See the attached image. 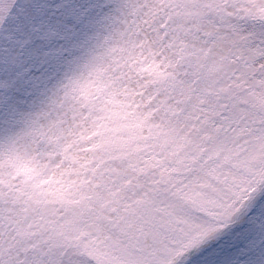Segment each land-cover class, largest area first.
<instances>
[{"label":"rangeland","instance_id":"374dc122","mask_svg":"<svg viewBox=\"0 0 264 264\" xmlns=\"http://www.w3.org/2000/svg\"><path fill=\"white\" fill-rule=\"evenodd\" d=\"M107 5L0 0V264H264V0ZM27 44L49 61L16 109Z\"/></svg>","mask_w":264,"mask_h":264},{"label":"trees","instance_id":"16d2710c","mask_svg":"<svg viewBox=\"0 0 264 264\" xmlns=\"http://www.w3.org/2000/svg\"><path fill=\"white\" fill-rule=\"evenodd\" d=\"M104 6H105L104 11L106 12L109 9V6L107 5V0H77V27H78V24L81 20L94 17L95 14L100 13V11H97L98 8L99 7L103 8ZM104 14L105 13L103 12L101 19H97L95 17V21L97 22L96 24L99 26V27L96 26V28H98L99 31L100 30L103 31V26H106L108 24L107 20H104ZM211 20H212V17H209L207 19V22H209V24H213V25L217 24L216 22H214V21L212 22ZM259 23H261V22H259ZM263 26H264V24L261 23L260 25L255 26L254 29L248 28V30H249L248 33L252 32L255 34L258 30V27H263ZM203 35H204V33L202 35H199V36L201 38H203ZM41 36H42L41 34L35 35V37L38 38L39 40H40ZM94 38H95V35L93 37V41H91V42H90V40L88 41V43H89L88 48H85L87 55H91V54H94L97 51H99V45H97L96 39H94ZM207 40L210 41L209 43L212 45V44L218 43L219 41L222 42V37L220 35L219 36L216 35L214 37H207ZM232 40L234 42V45H236L238 43V41H236V39L234 37H232ZM256 40H257V42H259V43L255 44L256 48H258L257 50L263 49V45H264L263 38L260 37V38H257ZM69 44L71 45V43H68L66 41H64V42L61 41L60 45L64 47V46H68ZM106 44L107 43H103L104 46H106ZM70 45H69V47H70ZM35 48H36V46H34L32 44L25 45L23 48V53L21 54V57L17 58L18 63L22 65V70L25 71L27 76H25V78L21 82V87H18V88L14 87L13 88L12 92H13V98H14L15 103L12 101V105L14 103V107L16 109H18V107L19 108L20 107H26L23 105L25 103H27V104L30 103L29 102V95L34 93V91H35V82H34V79L32 76L37 77L38 75H40V72L43 71V69L47 66V63L49 61V59H48L49 57L45 56V54L42 53L43 51H39L38 48H37V50H35ZM35 51L38 52V55H36ZM83 53H84V49H81V46L79 45V38L77 36V57L74 55V53L71 55H68V56L67 55H64V56L67 60L73 61L72 64H76V58H77V68H78L82 64L83 59L81 58V55ZM239 56H241V55L230 56L228 58V61L232 65L237 64V63L240 64L239 60H242V59ZM74 57H76V58H74ZM256 58L257 59L255 60V63L250 66L251 69L253 71H255L254 74L250 75V79L253 82H254L255 78H260L264 75V67H261V68L259 67L260 66L259 63H261V60H264V53H262V56H261V52L259 51V53H257ZM207 62L208 61H205L202 63L205 65H208ZM210 67L216 68V67H214V65L211 66V64H210ZM228 69L229 68H226L224 70L221 67L216 68V70L218 72H221L220 73L221 75H224L225 77L227 75H229L230 79L228 77V80H229L228 82H232L234 80L233 74L234 73H240L241 71H237V70L234 71V69L233 70L232 69L228 70ZM77 72H79L78 69H77ZM73 75H74V73H73ZM79 76H80L79 73H77V79L79 78ZM0 89H1V91L5 90V86H3L1 84ZM69 91L73 95V97H75V95L73 93L74 90L72 87H69ZM244 91H246V90H244ZM9 93L10 92L6 93V96L8 95L11 97V95ZM213 94H215V93H213ZM220 95L221 94H217V99L219 101L223 102V99L220 97ZM73 99L75 100V98H73Z\"/></svg>","mask_w":264,"mask_h":264}]
</instances>
